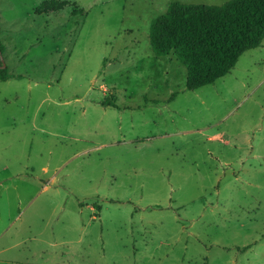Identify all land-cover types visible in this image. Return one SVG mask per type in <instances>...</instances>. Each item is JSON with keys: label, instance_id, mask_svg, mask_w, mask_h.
Listing matches in <instances>:
<instances>
[{"label": "rangeland", "instance_id": "obj_1", "mask_svg": "<svg viewBox=\"0 0 264 264\" xmlns=\"http://www.w3.org/2000/svg\"><path fill=\"white\" fill-rule=\"evenodd\" d=\"M225 1L0 0V264H264V39L195 90L150 46Z\"/></svg>", "mask_w": 264, "mask_h": 264}, {"label": "trees", "instance_id": "obj_2", "mask_svg": "<svg viewBox=\"0 0 264 264\" xmlns=\"http://www.w3.org/2000/svg\"><path fill=\"white\" fill-rule=\"evenodd\" d=\"M149 39L157 56L173 53L183 63L185 87L195 90L228 74L242 53L262 45L264 0L171 2L151 22ZM1 64L0 58V80L5 81L10 74ZM103 103L117 106L113 100Z\"/></svg>", "mask_w": 264, "mask_h": 264}, {"label": "water", "instance_id": "obj_3", "mask_svg": "<svg viewBox=\"0 0 264 264\" xmlns=\"http://www.w3.org/2000/svg\"><path fill=\"white\" fill-rule=\"evenodd\" d=\"M1 60H2V57L0 56ZM1 67H5V63L3 62L2 60V64H1Z\"/></svg>", "mask_w": 264, "mask_h": 264}]
</instances>
